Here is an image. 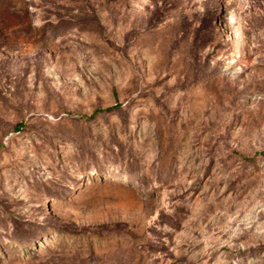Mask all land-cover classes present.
I'll list each match as a JSON object with an SVG mask.
<instances>
[{
    "label": "rangeland",
    "instance_id": "1",
    "mask_svg": "<svg viewBox=\"0 0 264 264\" xmlns=\"http://www.w3.org/2000/svg\"><path fill=\"white\" fill-rule=\"evenodd\" d=\"M0 264H264V0H0Z\"/></svg>",
    "mask_w": 264,
    "mask_h": 264
}]
</instances>
